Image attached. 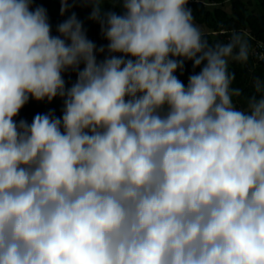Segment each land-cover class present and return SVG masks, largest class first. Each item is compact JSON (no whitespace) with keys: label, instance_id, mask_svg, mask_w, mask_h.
Returning <instances> with one entry per match:
<instances>
[{"label":"clouds","instance_id":"1","mask_svg":"<svg viewBox=\"0 0 264 264\" xmlns=\"http://www.w3.org/2000/svg\"><path fill=\"white\" fill-rule=\"evenodd\" d=\"M191 2L0 0V264H264V79Z\"/></svg>","mask_w":264,"mask_h":264},{"label":"trees","instance_id":"2","mask_svg":"<svg viewBox=\"0 0 264 264\" xmlns=\"http://www.w3.org/2000/svg\"><path fill=\"white\" fill-rule=\"evenodd\" d=\"M231 9H227L224 0H208V5L204 3L191 2L188 6L193 10L195 22L198 25H205L207 38L210 42L227 41L232 29L242 31L252 45V53L247 65L232 63L230 70L236 74L233 87L243 90L245 95H250L252 91V80L254 77L264 79V59L261 58V44H264V0H231ZM34 4L42 5L48 11L50 22L55 30V26L62 22L65 17L60 15L59 0H35ZM107 7V6H106ZM74 11L79 20L84 24L89 39L93 40L97 46L104 43L100 35L99 25L88 19L90 7H82L77 4ZM198 71V69H197ZM192 72L191 63L186 64L184 76L180 77L185 83L187 76ZM69 80V77H65ZM75 80V75H71L70 81ZM243 103V96L238 98ZM62 106L59 101L48 104L47 102L31 101L21 110L20 117L31 122L37 113H45L49 109H55L56 115H61Z\"/></svg>","mask_w":264,"mask_h":264},{"label":"built area","instance_id":"3","mask_svg":"<svg viewBox=\"0 0 264 264\" xmlns=\"http://www.w3.org/2000/svg\"><path fill=\"white\" fill-rule=\"evenodd\" d=\"M35 6H38V4H34V5H33V7H35ZM103 44H106V41H104ZM260 46H261V49L264 50V44H261ZM260 55H261V58L264 59V53L262 52ZM31 120H32V119H31Z\"/></svg>","mask_w":264,"mask_h":264},{"label":"crops","instance_id":"4","mask_svg":"<svg viewBox=\"0 0 264 264\" xmlns=\"http://www.w3.org/2000/svg\"><path fill=\"white\" fill-rule=\"evenodd\" d=\"M231 1V0H230ZM226 7H227V9H231V2H230V4H226ZM203 29H205L206 30V26L205 25H200ZM63 105V104H62Z\"/></svg>","mask_w":264,"mask_h":264},{"label":"rangeland","instance_id":"5","mask_svg":"<svg viewBox=\"0 0 264 264\" xmlns=\"http://www.w3.org/2000/svg\"><path fill=\"white\" fill-rule=\"evenodd\" d=\"M58 102L59 101V103L62 105L63 104V102L59 99V98H57V99H55L53 102Z\"/></svg>","mask_w":264,"mask_h":264}]
</instances>
